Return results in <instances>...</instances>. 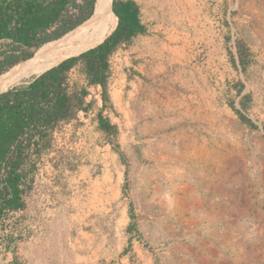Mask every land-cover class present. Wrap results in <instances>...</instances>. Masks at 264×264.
Returning <instances> with one entry per match:
<instances>
[{
  "label": "rangeland",
  "instance_id": "374dc122",
  "mask_svg": "<svg viewBox=\"0 0 264 264\" xmlns=\"http://www.w3.org/2000/svg\"><path fill=\"white\" fill-rule=\"evenodd\" d=\"M140 7H150L156 20L172 21V27L155 31L185 41L192 53L191 59L166 61L163 83H155L157 93L159 88L171 95L180 91L184 106H198L205 123L211 120L208 101L215 95L219 106L226 107L217 110L222 130L218 125L211 135V126L205 125L199 161L186 162L194 172H185L182 184L192 186L197 196L186 192L188 202L170 199L165 180L158 201H137L135 168L147 161L133 144L136 123L121 117L118 102L111 111L102 108V115L120 128L123 146L117 145L129 170L125 189L134 242L150 252V264H264V0H142ZM110 13L116 25L111 8ZM238 40L246 47L243 58ZM115 58L118 55L112 56L111 73L120 65ZM93 103L99 110L101 97ZM169 104L175 106L174 101ZM24 226L6 216L0 232ZM134 242L127 244L129 264H146L131 246Z\"/></svg>",
  "mask_w": 264,
  "mask_h": 264
},
{
  "label": "crops",
  "instance_id": "0c3cea01",
  "mask_svg": "<svg viewBox=\"0 0 264 264\" xmlns=\"http://www.w3.org/2000/svg\"><path fill=\"white\" fill-rule=\"evenodd\" d=\"M134 1L139 6L142 31L109 57L110 69L112 56L118 55L115 59L120 65L115 73L110 71V105L104 109L111 111L118 102L121 117L136 123L133 144L141 159L147 161L135 168L137 201H158L155 198L162 189L160 182L165 180L170 199L188 202L186 192H191L192 198L197 196L192 186L182 184L184 173L194 172L186 162L199 161L201 129L205 125L211 126V135L218 125L222 130L223 118L218 122L217 110H224L226 105L219 106L215 95L213 102L208 101L211 120L205 123L198 106H184L180 91L171 95L159 88L157 93L155 83H163L166 61L191 59L192 53L185 41L155 31L172 27V21L156 20L150 7H140L142 0ZM67 81L71 89L84 91V105L100 97V87L86 85L78 66L70 69ZM170 101L175 106H169ZM98 111L92 103L84 113L60 121L52 130L49 145L36 158L29 188L23 195L24 207L7 214L27 229L18 238L6 229L1 231L0 264H129L127 244L136 237L129 229L124 188L129 170L118 149V145L120 149L123 146L118 137L120 128L116 136L101 131ZM103 118L115 124L109 115ZM210 147L215 151L213 145ZM140 188L144 192L140 193ZM131 246L150 264L148 250L136 242Z\"/></svg>",
  "mask_w": 264,
  "mask_h": 264
},
{
  "label": "trees",
  "instance_id": "16d2710c",
  "mask_svg": "<svg viewBox=\"0 0 264 264\" xmlns=\"http://www.w3.org/2000/svg\"><path fill=\"white\" fill-rule=\"evenodd\" d=\"M95 3L96 0H0V78L28 62L30 59L21 61L30 58L40 45L85 21ZM138 7L134 0H112V15L117 17V23L100 44L0 92V222L8 212L24 207L23 195L29 188L36 158L49 145L52 130L60 121L84 113L93 103L90 100L84 105V91L70 88L67 78L71 68L79 67L86 85L100 87L98 128L117 135V126L102 116V108L110 105L108 61L118 48L141 33ZM236 46L243 58L246 47L239 40ZM240 103L245 104L242 100ZM234 111L246 120L238 109Z\"/></svg>",
  "mask_w": 264,
  "mask_h": 264
},
{
  "label": "bare ground",
  "instance_id": "6f19581e",
  "mask_svg": "<svg viewBox=\"0 0 264 264\" xmlns=\"http://www.w3.org/2000/svg\"><path fill=\"white\" fill-rule=\"evenodd\" d=\"M110 8L111 0H96L93 13L88 19L67 32L60 39L42 44L35 54H33L34 57L28 58H32L31 61L0 78V91L6 90L23 78L42 73L61 62L64 58L67 59V57L79 55L100 44L116 26L111 17Z\"/></svg>",
  "mask_w": 264,
  "mask_h": 264
},
{
  "label": "water",
  "instance_id": "95a60500",
  "mask_svg": "<svg viewBox=\"0 0 264 264\" xmlns=\"http://www.w3.org/2000/svg\"><path fill=\"white\" fill-rule=\"evenodd\" d=\"M111 2H112V0H111ZM95 5V4H94ZM94 10V9H93ZM93 13V12H92ZM92 15V14H91ZM90 15V16H91ZM89 18V17H88ZM87 18V19H88ZM86 20V19H85ZM117 23V22H116ZM79 25V24H78ZM77 25V26H78ZM77 26H75L74 28H76ZM74 28H72V29H70L69 31H71V30H73ZM69 31H67V32H69ZM67 32H65L64 34H62L61 36H59V37H57L56 39H53V40H50V41H56V40H58V39H60L61 37H63V35H65ZM74 41V40H73ZM47 42H49V41H47ZM66 43V42H65ZM39 47H41V45L39 46ZM39 47L36 49V51L39 49ZM93 48V47H92ZM91 49V48H90ZM89 50V49H88ZM35 51V52H36ZM87 51V50H86ZM86 51H84V52H86ZM35 52H34V54H35ZM83 52V53H84ZM82 54V53H81ZM81 54H79V55H81ZM79 55H76V56H72V57H69V58H75V57H78ZM33 56V55H32ZM31 56V57H32ZM28 59V58H27ZM68 59V58H67ZM26 60V59H25ZM31 77V76H30ZM24 79V78H23ZM30 79V78H29ZM27 81V79L26 80H22V81H20V82H18V83H16V84H14V85H11L10 87H12V86H15V85H18V84H20V83H24V82H26ZM9 88V87H8ZM1 92V91H0Z\"/></svg>",
  "mask_w": 264,
  "mask_h": 264
},
{
  "label": "built area",
  "instance_id": "2783aa9c",
  "mask_svg": "<svg viewBox=\"0 0 264 264\" xmlns=\"http://www.w3.org/2000/svg\"><path fill=\"white\" fill-rule=\"evenodd\" d=\"M9 213H11V212H8L7 214H9ZM7 214L4 215V216H2L1 221H4V218L7 216ZM24 227H25V226H24ZM25 228L27 229V227H25ZM23 230H24V228H23ZM23 230L15 229V230H13V231H7V232L10 233L12 236L18 238L20 235H23V233H24ZM0 233H1V232H0ZM0 240H1V235H0Z\"/></svg>",
  "mask_w": 264,
  "mask_h": 264
}]
</instances>
